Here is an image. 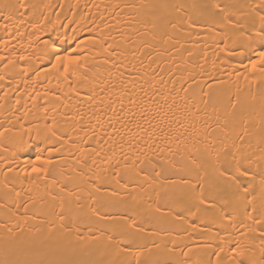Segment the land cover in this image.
<instances>
[{"label": "snow or ice", "instance_id": "6c2138e0", "mask_svg": "<svg viewBox=\"0 0 264 264\" xmlns=\"http://www.w3.org/2000/svg\"><path fill=\"white\" fill-rule=\"evenodd\" d=\"M29 7L36 6L0 4V19L5 21L0 23V29L8 34L17 17H22L19 23H24ZM146 7L150 10L152 32L143 35L171 46L165 49L173 61L167 70L161 66L164 62L157 59L162 53L147 42L141 43L140 49L152 48L156 56L140 51L149 60L146 66L143 60L140 68L132 61L126 63L128 55L135 57L136 53L121 49L115 37L107 45L104 37L92 45H99L98 53L102 50L103 64H111L106 71L113 79L97 81L100 73L90 75L94 68L82 54L61 55L55 46L47 53L51 68L45 72H57L56 90L42 94L33 90L35 95L30 97L37 108L41 107L39 99L48 98L44 106L47 133L44 147L35 145V159L25 160L23 171L25 178L41 173L47 178L52 165L65 167L54 159L56 153L61 161L76 156L71 165L75 175L67 176V183L57 189L64 195L48 193L51 201L59 203L29 214L28 203L20 201V193L13 186L19 179L17 169L0 167V183L5 190L0 208H6L11 199L16 210L7 207L8 219L25 222L17 223L16 228L8 227V234L0 238V264H264V83L253 80L260 85L262 113V146L260 155L254 156L243 151L250 142L239 96L222 98L218 89L205 91L214 86L191 72L184 75L187 69L183 66L191 65V60H183L181 55V62H175L176 54L183 50L188 57L193 56L185 43L192 41L194 48L200 42L202 33L194 29L205 30V42L207 34L215 30L213 39L219 37L215 46L223 53L222 59L247 58V64L241 59L238 66L245 72L250 67L252 72L264 75V50L256 47H264V0H157ZM124 43H128L127 38ZM253 55L256 59H252ZM5 59L0 56V61ZM9 65L16 66L8 61L5 68ZM30 68L31 65L22 68L19 74L28 76ZM141 68L145 72L141 73ZM34 71L40 75L39 68ZM148 71L151 76L144 79ZM165 72L168 79L162 75ZM5 75H0V81ZM81 77L94 86L83 84ZM115 78L119 79V88ZM141 80L143 83H139ZM64 83L69 84L67 93L61 88ZM113 92L118 93L115 98L110 95ZM7 95L5 92L4 97ZM248 98L255 101L257 96L249 92ZM73 100L79 119L60 111L70 107L66 101ZM19 104L18 97L16 105ZM82 105L92 111L87 121ZM237 124L242 129L239 132ZM7 131H0V137ZM233 132L236 136L229 148ZM161 153L179 156L180 162L169 161ZM20 182L32 183L27 179ZM56 183L53 177V186ZM21 208L23 215L19 214ZM33 218L41 227L29 228L32 235L25 237V225ZM82 228L86 230L82 232ZM257 239L258 259L252 247ZM210 240L218 243L211 245Z\"/></svg>", "mask_w": 264, "mask_h": 264}, {"label": "bare ground", "instance_id": "6f19581e", "mask_svg": "<svg viewBox=\"0 0 264 264\" xmlns=\"http://www.w3.org/2000/svg\"><path fill=\"white\" fill-rule=\"evenodd\" d=\"M5 2L9 3H24L27 5H35V8L29 7L24 23H19L22 17H17L13 22V26L9 28L8 34L3 29H0V56L5 57L4 61H0V75H5V79L0 81V97H4V93L8 95L0 100V131L5 128L8 129L3 137H0V167H12L16 168L19 173V179L14 183V189L20 193V201L27 202L30 208V213L39 212L47 209L52 203H59V201H51L48 193H53L57 196L64 195L59 193L57 189L62 183H67V176L75 175L72 171L71 165L76 159L73 155L71 159L60 160L58 154L53 153L54 159L65 165L63 168H58L56 165H52V171L47 178L44 174H31L25 178L23 171L24 161H34L35 153L37 149L35 145L44 147L43 138L47 133L44 124V106H46V100L48 98L39 99L38 103L41 107L37 108L33 106L31 96L35 95V92L44 93L46 90H56L57 85V72L53 70L51 73H46L45 69L51 68L49 62L50 57L47 54L52 46L59 49L61 55H77L82 54L88 57L89 64L94 68V72L90 75L95 76L96 72L100 75L96 77L97 81L100 79H113L108 77L106 69L111 67V64H103V52L98 53L97 44L96 48H93V43L96 39L104 37L103 43L105 45L112 43L111 37H115L116 43L120 44L121 49H126L129 53L135 52L136 55H128L126 63L132 61L140 68V61L143 60L146 66L149 63L147 56H141L140 51L145 53L151 52L153 56H156V52L152 48L140 49L139 45L143 42L155 45L161 55L157 57L159 61H162V67L166 70L173 66V61L165 51L166 48H170V45H161L159 40H152L151 35H143V33L152 32L151 21L148 20L150 10L146 5L156 3L157 0H0V4ZM221 3H225L226 0H220ZM235 2V0H233ZM21 12L24 9H20ZM3 19H0V23H4ZM147 23V27L145 26ZM194 31L201 32L200 42L196 47H191L192 41L185 43V49L191 48L193 52L192 57H188L187 51L183 50L182 53H177V60L175 62H181L179 57L182 55L183 60H191V65H184L187 72H191L196 75L197 79H201L207 84L213 85V89L205 88V91L219 90V95L224 98L231 96L235 99L239 96L240 100L244 104L243 115L246 118L244 123L246 124L250 142V147L246 146L243 151L248 152L254 156L260 155L259 143L260 129H261V107L260 100L258 98L259 84L254 83L253 80H259L264 83V75L259 71L252 72L251 68L245 72L243 67H239L240 60L243 59L245 64L248 63L247 58L239 57H227L223 58V53L218 52V48L215 46L219 37L213 39L215 30L211 34H207V40L205 42L204 29H194ZM180 35V34H178ZM127 38L128 43L124 41ZM182 39L186 37L181 35ZM195 40L196 38H192ZM45 41L48 42L46 46ZM222 43L220 47H222ZM258 50H264L260 44L256 45ZM73 49L79 50L78 52ZM174 51V49H171ZM206 53V57H205ZM21 56H26L28 59L20 60ZM111 59V58H110ZM252 59H256L253 55ZM95 60V64L92 61ZM8 61L15 62L16 66L9 65L5 68V64ZM215 62V63H214ZM83 63V61H82ZM203 67H197V65ZM31 68L28 72V76H21L19 73L22 68ZM155 67V65H153ZM257 67H260L258 62ZM39 68L40 75L35 74V69ZM123 71V69H121ZM145 72L144 68H141V73ZM202 73V75H201ZM132 75H140V73H132ZM165 79H168L167 72L163 73ZM151 72L148 71L144 79H149ZM249 77V79H245ZM63 79V76H60ZM81 82L85 85H91V82L83 77L80 78ZM128 79V75L124 76V80ZM223 81L224 83H220ZM117 88L120 87L118 78H115ZM139 83H143L141 80ZM76 85L73 84L72 87ZM178 86V85H177ZM147 87V86H146ZM61 88L65 93L70 91L69 84L64 83ZM35 90V92L33 91ZM130 91L133 89H129ZM99 91V89H97ZM151 91V89H149ZM257 96L255 101L249 100L248 94ZM83 94V89H81ZM118 93L113 92L110 95L112 98ZM101 95H104L101 93ZM183 95V93H181ZM19 97L20 104L16 105V99ZM80 98H83L81 96ZM125 103H127L128 97L125 96ZM107 101H105L106 103ZM70 105L68 108H61L60 111L67 112L70 115L77 116L75 101H66ZM226 103V99H225ZM84 112L85 121L92 115V111L88 109L87 105L81 106ZM203 108V105L200 106ZM119 111V108H117ZM109 115H111L109 113ZM208 115H213L211 107L208 108ZM223 115V113H221ZM240 116V112L237 113ZM60 119V117H58ZM79 119V116H77ZM215 124V121H211ZM50 123V121H49ZM241 126L237 124L236 132L241 131ZM236 132L230 134L229 148L231 147V140H235ZM40 137L39 139L37 137ZM239 143V141H237ZM167 147V145H162ZM175 150V145L172 146ZM216 147H219L217 144ZM7 148V151L2 149ZM21 149L18 154L17 150ZM75 150H73L74 152ZM183 154V149H181ZM47 155V153H45ZM67 157V152L64 153ZM162 156H166L169 161L180 162L179 156H172L168 153H161ZM41 167H49L48 165H41ZM31 164L28 165V171L30 172ZM10 175H12L10 173ZM53 177H55L57 183L53 186ZM31 180L32 183H21L20 180ZM246 179V178H241ZM3 177L0 176V181ZM4 189L2 183H0V203H3ZM122 192L127 190H121ZM137 195L143 196L144 193H137ZM12 199H15L14 195ZM7 207H11L15 211L14 205H12L11 199L8 201ZM6 208H0V238H3L8 234V227L16 228L17 223L25 224L23 220L14 221L9 220L6 212ZM19 214L23 215V208L19 210ZM250 224L251 221H248ZM41 227L38 221L33 218L27 221L25 225V232L23 235L29 237L32 233L29 228ZM82 228V232L85 231ZM219 231V229H217ZM19 231V229H17ZM189 231H192L189 229ZM250 236L254 235L249 233ZM209 244L215 245L218 241L210 240ZM259 240H255L252 243L257 259L259 257ZM253 253H249L252 255Z\"/></svg>", "mask_w": 264, "mask_h": 264}]
</instances>
